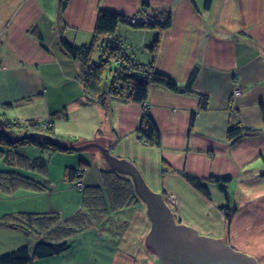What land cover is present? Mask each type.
I'll use <instances>...</instances> for the list:
<instances>
[{"label": "crops", "instance_id": "1", "mask_svg": "<svg viewBox=\"0 0 264 264\" xmlns=\"http://www.w3.org/2000/svg\"><path fill=\"white\" fill-rule=\"evenodd\" d=\"M60 6L61 0H0V117L44 123L54 116L58 139L98 142L136 165L149 187L162 194L178 225L187 216L186 226L199 236L225 241L234 253L264 264V0H212L209 7L206 0H69L63 13ZM143 10H161L170 26L136 28L125 22L115 36L134 60L154 62L180 89H150L147 104L161 146L149 148L137 135L143 106L112 101L105 109L88 103L78 63L62 46L64 41L90 45L102 11L127 17ZM100 55L96 49L94 59ZM195 69L188 92L185 85ZM202 100L208 103L205 110ZM236 124L243 131L230 138L229 128ZM90 156L102 171L109 170L102 154ZM70 168L83 171L85 186L102 184L100 170L87 169L86 162ZM186 175L204 181L210 196ZM215 179L232 180L226 194ZM26 189H17V201L37 193ZM81 209L79 198L66 218L61 212V222ZM24 213L0 217L8 224L0 226V257L26 247L29 264H162L148 246L152 222L140 199L70 235L64 252L44 258H35L34 249L48 231L19 219Z\"/></svg>", "mask_w": 264, "mask_h": 264}, {"label": "trees", "instance_id": "2", "mask_svg": "<svg viewBox=\"0 0 264 264\" xmlns=\"http://www.w3.org/2000/svg\"><path fill=\"white\" fill-rule=\"evenodd\" d=\"M211 1L212 0H206L207 7L210 6ZM68 3L69 0H61V13L66 10ZM142 12L148 13V10H143ZM148 18L153 20V22L143 24L142 26L144 28H152L164 23L163 28L165 29L169 27L171 23L170 17L163 14L161 10L150 11ZM125 22H127V17L125 16L113 12L102 11L97 18L94 40L90 45L77 47L70 45L66 41L62 42V46L66 50L67 55L78 63L80 69L79 78L84 88L86 101L88 103H98L105 109L110 108L112 101L125 104L135 103L145 106L149 99L150 89L155 85L175 92L180 90L176 81L171 76L160 72L155 67L154 62L142 64L134 60L130 54L123 51L124 45L115 35L118 32L120 24ZM134 27L138 28V24H135ZM160 30H162V28ZM158 42L159 37L155 40L151 48L154 54L158 47ZM96 49L101 53L99 61L94 59V52ZM196 74L197 71L195 69L185 85L188 92L192 89ZM104 77H106V79ZM207 104V100H202L201 110H205ZM4 121L7 129L12 130L18 135L30 132H43L57 138L54 127V116L49 122L46 121L44 123L36 120H28L25 123H19L9 118H4ZM45 123L49 125L46 129L43 128ZM242 131L240 125H231L228 136L230 138H236L241 135ZM137 135L138 140L145 146H161L160 133L148 110L144 111L143 109V116ZM23 142H33L35 146L41 147L44 150H49L50 152L59 150L41 140ZM1 144L8 147L16 145H11L5 138L0 137V156L5 158L6 163L12 164V159L14 157L12 151L14 149L5 151L6 148H2ZM17 159L19 164L24 165L28 162H33L34 167H42L47 163L44 158L29 161L25 156H20V158ZM84 163L85 162H83V165H80L84 167ZM101 175L103 179L101 185L85 186L82 180L84 178L83 171H80L78 168L69 167L67 169V179L73 182L72 184H74V186L82 182L83 189L81 190L82 209L78 211L75 216L66 221L61 222L59 215L52 214L38 215L24 213L19 216V219L25 220L26 224L29 226H33L41 232L48 231L46 234L47 237L43 238L35 246V258L50 257L64 252L69 247V243L66 239L70 235L91 228L97 223H102L107 220L111 214L119 212L130 206L136 200H139L130 178L122 176L110 169L101 171ZM8 177L9 178L5 181L6 183L3 184L5 187L3 188L6 191L14 190L15 188L34 186L29 179L21 178V176L12 177L8 175ZM186 177L201 193L207 197L210 196V191L204 181L188 175H186ZM231 181V179H215L216 185L219 186L225 194L227 193V188ZM230 218L231 215H228L227 221L230 220ZM30 261L29 250L26 247L0 257V264H29Z\"/></svg>", "mask_w": 264, "mask_h": 264}, {"label": "water", "instance_id": "3", "mask_svg": "<svg viewBox=\"0 0 264 264\" xmlns=\"http://www.w3.org/2000/svg\"><path fill=\"white\" fill-rule=\"evenodd\" d=\"M0 137L5 138L11 145H18L23 141L41 140L63 152L98 149L110 170L131 179L137 196L145 203L148 217L152 222L147 242L162 264H256L254 259L231 251L225 245V241L220 243L215 239L201 237L191 227L178 225L172 209L162 194L149 187L137 166L114 156L108 148L98 142L71 146L43 132L18 135L7 129L1 117Z\"/></svg>", "mask_w": 264, "mask_h": 264}, {"label": "rangeland", "instance_id": "4", "mask_svg": "<svg viewBox=\"0 0 264 264\" xmlns=\"http://www.w3.org/2000/svg\"><path fill=\"white\" fill-rule=\"evenodd\" d=\"M135 15H138L142 18L149 17V13L143 12L137 13ZM127 23L133 24L128 21ZM146 23H149V18L143 24ZM133 25H135V23ZM63 59L64 58L62 56L58 57V60L61 62V64L63 63ZM104 78L106 79V77ZM143 109L144 111H149V105L146 104L143 106ZM69 127L72 128V126H68L66 127V131H68ZM74 131L78 132L80 130L74 127ZM60 140L67 145L69 144L73 146L78 145V143L76 144L75 142L79 140V138L71 136L68 138H61ZM1 147H5V151L8 149H14L12 151L14 157L12 159V164H8L5 162V158L0 156V217L4 213L20 214L25 210L26 213L32 212L33 214L38 215L52 214L59 216H61V212L64 211L63 216L66 218V214L73 210L75 200L76 202L79 198L82 200V192L77 189L74 184L72 185L71 183L73 182H70L66 177L67 168L72 166H78L81 168V162H86L87 169L90 168L93 172H97L99 170L101 172L103 170L102 164H98L97 161L93 160L90 156V153L93 152L100 153V151L96 148H91L81 152L65 153L61 152L60 150H57L58 152H50L49 150H44L41 147L39 148L38 146H35V143L33 142H23L13 147H8L4 144H1ZM146 147L149 148L148 146ZM20 156H25L27 159H29V161L44 158L47 163L42 167H34L33 162H28L25 165L19 164L17 158H20ZM68 157L70 159H74V161L68 160ZM6 173H9L8 175L12 177L21 176V178L29 179L31 183L34 184V186L27 187L28 189L26 190L37 192L36 195L30 196L27 199H23L21 201H17V197L20 196V193L17 192V188L9 191L4 189L5 187L3 184L6 183L5 181L9 178ZM188 222H190V220L189 217L186 216L183 225H188ZM6 224L7 220L0 219V226H6ZM23 226L28 229V232H32L30 231L29 226L25 224H23ZM29 239L33 240V237L31 236ZM148 246L151 247L150 245Z\"/></svg>", "mask_w": 264, "mask_h": 264}, {"label": "built area", "instance_id": "5", "mask_svg": "<svg viewBox=\"0 0 264 264\" xmlns=\"http://www.w3.org/2000/svg\"><path fill=\"white\" fill-rule=\"evenodd\" d=\"M147 19H148V18H142V17H140V16H138V15H134V16H129V17H127V21H128V22H131V23H133V24H134V23H135V24H143V23L146 22ZM135 21H137V22H135ZM152 22H153V20L149 19V23H152ZM239 95H241L240 90H235V96H239ZM48 126H49L48 123H45V124L43 125V128L46 129ZM76 187H77L79 190H82V189H83V184H82V182L78 183Z\"/></svg>", "mask_w": 264, "mask_h": 264}, {"label": "bare ground", "instance_id": "6", "mask_svg": "<svg viewBox=\"0 0 264 264\" xmlns=\"http://www.w3.org/2000/svg\"><path fill=\"white\" fill-rule=\"evenodd\" d=\"M130 16H134V15H130ZM127 17H129V16H127Z\"/></svg>", "mask_w": 264, "mask_h": 264}]
</instances>
